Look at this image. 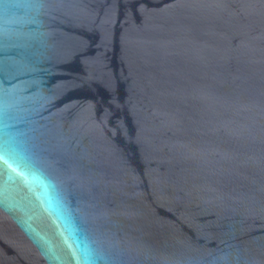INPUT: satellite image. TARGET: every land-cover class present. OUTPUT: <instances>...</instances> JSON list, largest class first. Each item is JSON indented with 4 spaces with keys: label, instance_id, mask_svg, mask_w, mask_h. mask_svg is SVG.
Returning <instances> with one entry per match:
<instances>
[{
    "label": "water",
    "instance_id": "obj_1",
    "mask_svg": "<svg viewBox=\"0 0 264 264\" xmlns=\"http://www.w3.org/2000/svg\"><path fill=\"white\" fill-rule=\"evenodd\" d=\"M0 264H264V0H0Z\"/></svg>",
    "mask_w": 264,
    "mask_h": 264
}]
</instances>
